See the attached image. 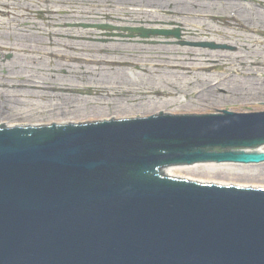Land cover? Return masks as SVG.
<instances>
[{
    "label": "water",
    "instance_id": "95a60500",
    "mask_svg": "<svg viewBox=\"0 0 264 264\" xmlns=\"http://www.w3.org/2000/svg\"><path fill=\"white\" fill-rule=\"evenodd\" d=\"M262 142L264 113L0 124V264H264V187L162 176Z\"/></svg>",
    "mask_w": 264,
    "mask_h": 264
},
{
    "label": "rangeland",
    "instance_id": "374dc122",
    "mask_svg": "<svg viewBox=\"0 0 264 264\" xmlns=\"http://www.w3.org/2000/svg\"><path fill=\"white\" fill-rule=\"evenodd\" d=\"M104 1L111 0H0V81L11 77L0 83V116L4 119L0 124L16 121L14 125L62 127L120 121L129 114L137 115L127 120L135 119L151 111H202L211 103L222 109L241 101H249L247 108L252 110L239 113L263 111L258 107L264 104V37L260 35L264 20L246 22L244 33L212 34L198 31L199 22L191 21L190 27L164 17L163 12L143 11L171 9L174 5L168 0L117 2L107 12ZM133 6L137 7L134 11ZM166 22L173 26L161 24ZM174 23L182 24L179 39H141L122 31L172 30L178 28ZM101 25L114 30L94 27ZM178 42H213L231 50L180 46ZM112 62L130 64L112 69L103 66ZM206 66L222 70H203ZM222 77L225 81L214 84ZM35 81H54L59 86L71 83L74 89L67 94H43L28 88ZM102 117L106 118L86 121ZM181 168L191 169L183 172L181 177L186 179L264 187V163H202Z\"/></svg>",
    "mask_w": 264,
    "mask_h": 264
},
{
    "label": "flooded vegetation",
    "instance_id": "af4514ba",
    "mask_svg": "<svg viewBox=\"0 0 264 264\" xmlns=\"http://www.w3.org/2000/svg\"><path fill=\"white\" fill-rule=\"evenodd\" d=\"M136 1V0H135ZM173 3L174 7L171 9L165 8L156 9V8H147L143 9L146 13H155L158 14L163 12L164 17L168 19H176L178 21H184V25H188L191 27V21L199 22L200 26L198 27V31L206 32V33H218L224 35H230L231 33H244L245 23L251 21L264 20V0H168ZM134 3V2H133ZM191 5H190V4ZM131 4V3H127ZM176 6V8H175ZM187 9H182L186 8ZM137 7L131 9L134 11ZM142 9V8H141ZM140 9V10H141ZM138 12V11H137ZM153 15V14H152ZM168 26H173V23H161ZM178 26V28H173L172 31H183L182 24L174 23ZM134 29H142V30H167V29H144V28H134ZM208 45L210 43H200V44H183L182 46L188 47H201V45ZM221 50H231L226 45H219L211 43ZM236 49V48H235ZM234 51V49H233ZM214 65V64H213ZM212 70L218 69L219 66H210ZM242 67V64L240 65ZM222 70V67H220ZM11 79L8 77L7 79H3L0 83L6 82L4 80ZM36 82V81H35ZM34 83V82H32ZM68 85L64 86H69ZM36 85L53 88L57 87L60 84L54 81L48 82H36ZM35 91V90H34ZM244 102V101H241ZM244 103H232L229 105H225V108L228 110H232L237 112L241 109H245L239 107ZM213 105L212 103L209 106H205L204 108H209ZM214 108V107H212ZM236 109V110H233Z\"/></svg>",
    "mask_w": 264,
    "mask_h": 264
},
{
    "label": "bare ground",
    "instance_id": "6f19581e",
    "mask_svg": "<svg viewBox=\"0 0 264 264\" xmlns=\"http://www.w3.org/2000/svg\"><path fill=\"white\" fill-rule=\"evenodd\" d=\"M117 2H121V3H133V2H136L135 0H111V1H104V3H106V4H103V10L104 11H109V9L111 8V6H114V4H116ZM190 4V3H189ZM191 5V4H190ZM128 64H130V63H127V64H122V63H120V62H118V63H114V62H112V63H104V67H107V68H111V67H118V66H127ZM159 66H161V64L159 65ZM163 66H167L168 68H170V67H173V68H176V69H182V68H184V65H182V64H177V65H168V64H166V65H163ZM112 69V68H111ZM105 74L106 73H109V71H107V70H105V72H104ZM24 86H26V85H24ZM23 87V86H22ZM215 87H217V85L215 86ZM0 88H2V87H0ZM28 88H32L33 90H35V91H41V92H43V94L46 92V93H51V94H53V93H68L70 90H73L74 89V84H72V86L69 88V87H67V86H64V85H62V86H57V87H53V88H48V86H46V87H43V86H39V85H34V83H33V85H31V87H29L28 86ZM69 89V91H68V89ZM36 94H38V93H36ZM47 95V94H46ZM202 97H207L206 95H203ZM204 99H206V98H204ZM247 102H249V101H244V102H241V103H247ZM6 107L7 106H4L3 108H5L6 109ZM64 107H69V105H65ZM1 108V107H0ZM260 110H264V106H259L258 107ZM211 109V108H210ZM210 109H205V110H202V111H200V112H203V111H209ZM213 109V108H212ZM258 109V110H259ZM77 110H79L78 108H77ZM233 110H236V109H233ZM246 110V109H245ZM248 110H252V109H248ZM64 110L62 109L61 110V112H63ZM237 111V110H236ZM240 111V110H239ZM7 112H9V110H7ZM61 112H58V114L61 116V115H63V113H61ZM75 112H76V108H75ZM190 112H193V111H190ZM61 113V114H60ZM154 113V111H151L150 112V114H153ZM187 113H189V112H187ZM8 114V113H7ZM51 114V113H50ZM4 115V114H3ZM53 115V114H52ZM58 115V116H59ZM132 115H137V114H129V115H127L126 117H121L120 119H126V118H130V116H132ZM144 115H146L145 113H143V114H139V116H144ZM104 118H106V117H102V118H98V119H87L86 121L87 122H91V121H96V120H102V119H104ZM4 119L3 118H1V116H0V123L3 121ZM16 122V121H15ZM15 122H7L6 124H14ZM51 121H49L48 123H50ZM60 121H58L57 120V122H55V123H59ZM63 122V121H62ZM61 122V123H62ZM75 122H78V121H75ZM80 122V121H79ZM86 122V123H87ZM66 123H70V121H65L63 124H66ZM22 125H26V124H22ZM233 152H236V153H249V154H263L264 153V146H257V147H250V148H242V149H233L232 150ZM209 168H211V166H208ZM215 168V167H214ZM189 170H191V169H182L181 167H177V168H170V169H164V170H162V176H166V177H168V180H177V181H183V182H190V183H194V184H209V185H223V184H219V183H215V182H206V181H203V182H201V181H195V180H191V179H186V178H182L183 176H185V175H183V172L184 171H189ZM182 176V177H181ZM210 181V180H209Z\"/></svg>",
    "mask_w": 264,
    "mask_h": 264
}]
</instances>
